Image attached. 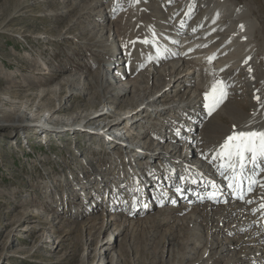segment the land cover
Wrapping results in <instances>:
<instances>
[{
    "label": "rangeland",
    "instance_id": "obj_1",
    "mask_svg": "<svg viewBox=\"0 0 264 264\" xmlns=\"http://www.w3.org/2000/svg\"><path fill=\"white\" fill-rule=\"evenodd\" d=\"M180 1H174L180 5L179 12L183 10L187 0ZM162 2L163 0L145 1L140 8H137L139 5L136 4V1L122 0L115 8L117 10L115 15L108 20H100L96 19L99 11L104 10V15L108 18L110 16L108 8L113 7L116 0H98L94 3H91L90 0H0V101H2V104L0 102V117H2V111L11 108L8 100L26 101L27 98L24 97L26 96L24 94L29 92L33 94L31 101L34 102L32 110L30 106L27 107L28 110L24 105L22 107L25 117L23 122L27 126L24 127V130L13 129L11 122H5V126L0 124V264H215L216 262V264H227L232 262L231 253L225 258L217 259L218 261L214 260L216 254L212 252L216 253L221 246L208 251V246L205 247V244L199 248H193V243H191L197 238H206L210 234L204 233L205 230L202 228L214 224L216 220H211H214L215 216H211V224L210 221L207 222L203 218V220H199L202 221V224L198 221L201 225L194 227L192 223L187 226L184 224L182 229L176 226L171 228L172 223L157 227L155 223L151 222L147 227L136 231L126 226L119 235H116L117 230H114L113 224L108 229L99 228L103 223H106V219L109 220V215L112 214L111 210H107V201L111 196V190L108 187L112 186V182L119 184L123 180L121 171H117L118 173L116 172L113 178L108 174L109 171H112L111 169L115 165L121 170L130 169L132 164L137 163L142 166H140L141 170H145V164L149 166V163H155L153 158L145 157L146 159L139 161L131 154H124L116 144L109 146L104 143L105 141L101 139L100 135H103L107 128L99 127L100 122H96L90 127L96 131L74 130L70 125H63L67 127H61L62 129H57V127L52 129L48 128L53 126L49 124L48 129L45 128L46 131L43 132L40 131L42 128L40 124L34 121V118L38 116L45 120L46 116L50 114V108H59L60 103L66 105L64 111L60 112L64 115L52 116L53 123L64 122L60 119L73 115L84 117L88 109L92 111L104 108V110H115L116 113L128 110L124 107L120 109L121 103L101 102V96L102 99L105 98L104 91L103 88L95 86V83L78 90L85 91L84 95H71L65 90L70 85L81 86L84 80H88L91 84L95 80L97 70H100L103 75L115 74L116 77H114L121 81L127 77L133 80L131 91L120 93L119 100L128 99L132 95L136 99L137 97H144L146 100L153 99L159 95L160 89L170 86L172 80L169 81L168 75L162 77L153 73L150 76H145L141 73L148 64H135L127 58L129 56L127 54L131 53L133 49L134 51L137 49L136 52L140 55L145 50L147 52L150 50L146 42L133 35L131 29L137 20L138 23L134 27V32L137 34L140 30L139 25L147 20L144 16L140 19L139 11H144L148 4L157 5ZM171 5L173 3L166 5V9ZM238 8L242 10L240 18L234 20L233 13ZM205 9H207L206 4H197L185 27L187 28L192 22H195L196 17H199ZM123 13L126 16L122 20L120 19L118 28L121 31L119 38L121 41L122 38L126 41L125 50L127 52L124 50V54L122 51L119 52V48L116 46L119 42L114 41L113 24L111 23L112 19ZM206 17L207 25L210 24V27H214L217 35L226 37V40L231 38L233 43L228 44L227 47H225L226 44L224 45L225 49L220 51L223 54L220 52L210 54L206 58L204 51L200 56L202 59L199 58L201 66L199 65L198 71L201 73L202 79L207 80L206 78H208L209 80L206 82L208 88L206 89L207 85L204 84L201 90L207 91L214 79L223 81L225 85L224 101L211 113V115L214 113V116L211 117L214 125L217 122L229 123L227 115L221 113L228 101L232 106L239 107L240 113H252V105L257 104V100L254 98L256 93L261 100H259L260 108L264 111V0L214 1L210 3ZM241 23L244 35L237 40L234 33L238 31V26ZM167 28L168 26L164 27L161 32H166ZM101 37V43L96 44L92 40ZM90 39L93 42H90ZM113 47L117 50L112 49ZM138 47H142V51ZM244 52L248 54L245 55ZM209 57H214L211 62L208 60ZM248 57H251L253 61L250 73L245 64ZM122 61L121 65L126 67L128 72L125 71V74L118 75V72L115 71L119 65L117 62ZM36 62L42 64L45 62V65H38ZM107 64L112 65L107 66ZM216 68L219 70L213 71ZM250 74L255 79L260 78L256 82L258 84L254 83L252 86L253 89L249 86ZM9 75L12 77L11 83L8 82ZM40 79L43 81L41 85L36 83V86L31 87L28 84L30 81L35 82ZM61 80L63 81L59 84L58 82ZM49 87L51 91L49 89L42 91V94H47L41 96L40 100L37 97L39 89L43 90ZM191 88V90L185 91V88L181 86L174 98L189 97L194 92V87ZM52 89H58V96L51 95L53 94ZM11 90L26 92L9 96L8 92ZM231 90V95L227 97ZM92 92L100 93L101 96L94 97L93 100L97 102L96 106L88 107L86 103ZM199 97L201 98L200 103L203 105L204 96L199 94ZM168 99L164 101L165 105H171V103H167ZM5 100L7 103L3 104ZM38 103H42V111L37 114L39 110L37 112L34 110ZM137 109L139 108H135V110ZM142 113H150V110H144ZM174 116L193 122L191 118L176 116L169 108L159 115L158 119L149 117L142 119L141 115H136V118H141L138 124H132L130 128L128 125H123L129 128L127 135L130 142L127 140V146L131 147V143L140 140V143L143 144L138 148L142 149L145 154H157L158 152L153 150L155 144L163 145L162 149H169V151L172 147L177 146L180 150H172L169 155L183 158L186 149L184 143H188L187 140L183 138L175 140L167 137H163L161 140L159 135L173 134L178 131L183 136L182 133L185 132L197 134L198 130L194 129L190 132L186 127L179 126L178 129V127L170 125L169 121ZM141 120L151 121L143 123ZM162 124H168L170 128ZM156 130L162 131V133H158ZM121 131H114L113 134H118ZM92 145H98L96 152ZM143 145L144 147H142ZM116 156L119 157L116 158ZM193 157L192 163L199 165L202 158L197 155ZM71 171L75 173L77 182L83 187L76 190V195L71 190L72 182L69 181ZM101 176L106 179L107 186L106 184L103 186V183L99 182L98 178ZM142 177L144 178V175ZM87 183L89 185L85 189ZM133 184L130 185L128 188L130 190L127 192L131 196L135 195L134 189L138 188ZM103 191H105L106 197H103ZM84 192H87L89 196L99 195L98 202L103 206L92 211L91 203L94 204L95 201L92 202V198H90L88 203V200L83 197ZM185 202L186 200L177 201L178 204L176 203L174 206H177L178 209H175L172 214L184 216L186 213L183 210H178ZM222 202L224 201H218V203ZM248 203L251 205V202ZM161 207H156L153 204L149 213L154 214ZM133 216L139 218L137 213ZM122 217L126 218L124 210L121 213ZM203 217L206 218L207 215ZM255 222L244 227L243 230L234 232L220 229L217 233L218 237L224 239L237 237L238 234L243 235L246 232L245 229L250 231L255 225H258V221ZM223 224L225 227L234 224L233 216L226 218ZM198 227L202 229L203 233L196 238L193 232H196ZM170 228L173 230L170 231ZM114 238L115 240H113ZM108 239L112 241L109 244L105 243ZM105 247L108 249L103 251ZM243 247L250 248L252 243L238 244L229 252H239ZM204 248H206L205 252L208 256L197 262V258ZM190 253H192V258L187 260ZM248 264L258 263L249 262Z\"/></svg>",
    "mask_w": 264,
    "mask_h": 264
},
{
    "label": "bare ground",
    "instance_id": "obj_2",
    "mask_svg": "<svg viewBox=\"0 0 264 264\" xmlns=\"http://www.w3.org/2000/svg\"><path fill=\"white\" fill-rule=\"evenodd\" d=\"M90 1L91 3H94V1H98V0H90ZM121 1L122 0H116L115 5L113 4L112 5L113 7L108 8V12L110 14L108 18L105 17L104 15L105 11L101 10L99 11L100 13L97 14L96 19L98 18L100 20L110 19V17L115 15V13L117 12L115 8L118 4L121 3ZM134 1H136V4L139 5L137 6V8L138 7L140 8L143 2L150 1V0H134ZM174 1H180V0H163L161 4L157 3V5H155L154 3H151L145 7L144 11H139L140 19L142 16H144L145 19L147 20L146 21L144 20L143 21L144 23L139 25L140 30L137 34H135L134 32V27L136 26L138 21L137 20L136 22L134 21L135 23L133 25V28L131 29V32L133 33V35H136L135 37L140 38L141 41L143 42L146 41V45L150 48V50H148V52L145 50V52H142L140 55L138 52H136L137 49L135 51L133 49L131 53L129 52L130 54L129 53L127 54L129 55L127 57L128 60L132 61V63H135V64L143 63L145 65L148 64L146 65L145 69L142 71L141 74H144L145 76H150L153 73H155V74H159L162 77L168 75L170 77L169 81L172 80V83L170 84V86L168 87L165 86L163 89H160L159 95H157L153 99L146 100L144 97L142 98L137 97L136 99L134 95H132V97L128 99L119 100L120 93L122 92L127 93L131 91L130 87L133 84V80H131L130 77H127L126 79L121 81L119 78H115L116 76L114 73H113L114 75H110V74L103 75L100 72V70L99 71L97 70L95 72V75H96L95 80L92 81L91 84L90 82H88V80L87 81L84 80L81 86L80 85L79 86L70 85L66 87L65 90L71 93V95L72 94L77 95V96H79L80 94L84 95L85 91L83 92V91H78V90L79 89L82 90L83 87H87L95 83V86L97 85L103 88L102 89L104 91L103 96L105 98L102 99V96L100 93L96 94L92 92L90 95V98L88 99L86 103L88 107L96 106L97 102H95L93 99L94 97L98 98L101 96L100 98L101 102L114 103V104L121 103L119 105L120 106L119 108L123 109L124 107L128 110L124 112L121 111L119 113H116L115 110H109V109L104 110V108L100 110L96 109L92 111L88 109V112L87 114H85L84 117H82V115H76V116L73 115L67 118L63 117V119H60V120H64V122L53 123L54 118L52 116L64 115V113L60 114V112L64 111V109L66 108V105L60 103L59 108H50V114H48L49 116H46L45 120H43L42 118H39L38 116L37 118H34V121L40 124V126L42 127L40 128V131H43V132L46 131V129L48 128L53 129L57 127L58 129L61 127L63 128L67 127L63 125H70L71 129H74V130L87 131V132H90V130L96 131V129H91L90 127L92 125H95L96 122L98 123L100 122L98 126L107 128L109 131L106 129L105 133L107 135H112L114 131L122 130V128H120L121 125H128V127L130 128L132 127V124H138L141 118H136V115H141L142 119L144 117L158 119V116L164 113L166 109L168 108L171 111H173V113L176 114V116H181L184 118L185 117L191 118L193 122H190L189 120H186V119H179L175 116L173 117L171 121L169 120L168 121L170 125L172 124L174 127H178V129H179V126L186 127V129H188L190 132L191 130L197 129L198 130V132H196L197 134L181 132L183 135L181 136L177 131V132H173V134L165 133V135H159V138L161 140L163 137L164 138L167 137L169 139H175V140H178V139L180 140L182 138L184 140H187L188 143L186 142L184 143L186 144V149L184 151L185 153L183 154L184 155L183 158L175 156V155H169V153H171L170 151L172 150H175V151L180 150L179 147L177 146L172 147V149L169 151V149L167 150L162 149L163 145L159 146L158 144H155V148H153V150L157 151L158 153L157 154H154V153L145 154L144 151L142 152V149L138 148V147H141V145L143 144V143H140V140H135V142L131 143L132 145L131 147L127 146V149L125 151L126 153L130 152V154L136 157V159L139 161L142 159H146L145 157L147 158L152 157L155 163H149V164H151V166L153 167L152 170L158 171L159 173L169 172L172 167L178 166L182 169L191 170L193 173L196 174V178L194 179L195 187L191 191V195H187V197L184 198L186 202L183 203L181 207H179V210H178V211L183 210L186 214H184V216H178V215L172 214V212L175 209H178L177 206H174L176 205L177 201H179L178 200L179 197L177 196V194H175L173 197H170V198L165 197L164 198L165 202L160 205L154 204L156 207H161V206L163 207L158 208L157 212H155L154 214L149 213L150 211L149 209L151 207L145 209L146 202L144 201V199L145 197L151 194L150 187H152V183L154 182V176H153L154 172H152L150 167L147 166L148 167L146 171L147 174H145L143 178L140 172L142 171L141 170L142 166L138 165V163L132 164L130 169H121V170L115 165L114 168L111 169L112 171H109L108 174L112 175V178H113L114 174H116L117 171L118 172L121 171L120 173H121L123 180L119 184L116 182H112V186L108 187L111 190V194H110L111 196L109 197L107 201V210L108 209L111 210L110 213L112 214L109 215L110 216L109 220L106 219V223H103V225H101L99 228L108 229L110 228V225L113 224L115 226L114 230H117L116 235H119L125 229L126 226H128L129 228L131 227V229H134L136 231L141 228L147 227L148 224L151 222L155 223L157 227L162 224L172 223L171 228L173 226H176V227H179V229H182V225L184 224H185L184 226H187L190 223H192L194 227H197L198 225L202 224V221H199V220H203L204 218L207 222H209L210 219H212L211 216L213 217L215 216V219L211 220V221L216 220L214 224L210 226L206 225L205 228H202L205 230L204 233H208V234L210 233L206 238L196 237V236L202 235L203 233L200 227L197 228L198 230L196 232L195 231L193 232V235L197 238L195 241L191 242L193 243V248H197V247L199 248L205 244V247L208 246V251H210L212 249L214 250L217 246H221L218 251L216 250L217 251L216 253L214 251L212 252L216 254L214 258L215 261L222 257L225 258L227 257V255L231 253L230 257L233 259L231 260L232 261L231 263L248 264L249 262H252V263H258V264H264V209L260 208V204L264 203V187H261V185H264V159H258L256 164H254L253 172L256 173L255 179L257 181V184L253 185L251 192L246 191V193L244 194V189H243V193H242L244 197L243 199L239 198V196L241 195V192L234 191L232 188L228 186V181L225 180L224 175L221 174V170L218 167L220 161L219 160L212 161V155L214 151L219 147V145L223 143V141L228 135L232 134L233 125L236 126L237 130H258V131L264 130V111L261 110L260 108L261 104H259V102L257 101V104L252 105V110H251L252 113H247V114L245 113L246 114L245 115L244 113H240L239 107L232 106L231 104H229V101H228L226 103L227 106L224 105V107L222 106L223 108L221 107L222 108L221 113L223 115H227L228 117L227 119L229 123L225 122L223 124V122L222 123L217 122L214 125V122L212 121V118H211L214 116V113L207 120L209 113L203 106L204 104L201 105L200 103L201 98L199 97V94L203 95L205 91H202L201 87L203 88V85L206 84L207 87L205 86V88L207 89L208 84L206 82L209 80L208 78H206L207 80L202 79L201 73L198 71L199 65L201 66L199 58H201L200 56L203 55L204 51L206 52L205 54L207 58L210 54H217L220 51L224 50L228 44L232 43L231 38L226 40V37H221L219 36L220 34L217 35L216 32L214 31V27H210L209 26L210 24L207 25L206 23V18H207L206 16H207L208 9L210 8V3L214 1H219V0H187L181 12H179L180 5H177L176 3H174ZM170 3H173V5H171L170 7L166 9V5ZM197 4L198 5L206 4L207 9H205L199 17H196L197 20L195 22H192L190 26L186 28L185 25L188 19L190 18V16L192 15V11ZM136 12L138 13V11ZM241 12H242L241 8L236 9L233 13V17H234L233 19L234 20L239 19ZM125 16H126L125 13H123L119 16H116L114 19L111 20V23L113 24L114 41L117 43L119 42L118 44L116 43L115 44L119 48V52L122 51L123 54L126 51L125 50L126 41L124 38H122V41L119 38L121 37V31L118 28V22L120 21V19L122 20V18ZM166 26H168L167 28L168 30H165L166 32L163 31L164 33H162L161 32L162 29ZM241 30H242V23L239 24L238 31H235L234 33V35L237 36V40L242 38V36L244 35L243 30L242 31ZM180 31H183V33H180ZM263 35H264V32H263ZM263 39H264V36H263ZM92 40L94 41V43L98 44L102 42L101 41L102 37L100 39L95 38ZM92 40L90 39V42H93ZM138 48H140V51H142L141 50L142 47H138ZM112 49L117 50V48L115 47H113ZM247 54L248 53H245V55ZM241 55H242V52H241ZM251 57H248L245 60L246 68L248 69L249 73L251 71L250 67L252 66V62H253ZM37 63L38 65H43V64L45 65V62L43 64L40 62H36V64ZM122 63L123 61L117 62V64L119 65H117V70L115 71L118 72V75L125 74V71H127L126 67L124 68L121 65ZM219 64H222V63H219ZM219 64H218V67H219ZM108 65H111V64H107V66ZM215 66L217 65L215 64ZM214 70H219V68L213 69V71ZM251 74L249 76V81H250L249 86H251V88L253 89L252 86L258 80H260V78L255 79ZM221 76H224V75H221ZM8 78H9L8 82L11 83L12 77H10L9 75ZM62 81L63 80L59 81L58 83L60 84ZM36 83H39L41 85L43 81H41L40 79L35 82H31V81L28 82V84H30L31 87L36 86ZM181 86L185 88V91L187 89L191 90L192 89L191 87H194L193 88L194 92L190 94L189 97L184 98V99L174 98L175 96H177V92L180 91ZM48 89L49 91H51L50 87L43 89V90L39 89V95H37V97L41 100L42 98L41 96H44L47 94V93L42 94V91H45ZM52 90H53V94L51 95L58 96L57 94L58 89H52ZM22 92L24 93L26 91H22ZM22 92L18 90H11L8 93L10 96V95H18ZM231 92L232 90L228 93L227 97L231 95ZM24 95H26L24 96L27 98L26 101L8 100L11 108L9 110L2 111L3 118L0 117L1 125L5 126L4 125L5 122L7 123L11 122L12 123L11 127H13V129L20 128V130L21 129L24 130V127H27L26 125H24V122H23L25 117L22 112V107L24 105L25 109L28 110L27 107L30 106L31 107L30 109L32 110V107L34 106V102L31 101L33 98V94L28 92V94H24ZM27 95L28 96L30 95V97H28ZM256 96H258L257 93H256ZM167 99H168L167 103H171V105H165L166 103L164 104V101H166ZM0 102L2 104V101ZM160 102H163V103L160 104ZM5 103H7L6 100L5 102L3 101V104ZM41 105L42 103L41 104L38 103V105L36 106V109L34 110L35 112L39 110L37 114L41 113L40 111H42ZM135 108H139V109L135 110ZM144 110H150V113L143 114L142 111ZM134 113H137V114H134ZM37 114H34V115H37ZM112 116L114 117L112 118ZM141 121L143 123L145 122L149 123L151 120H147V121L141 120ZM18 122H23V123L14 124ZM202 122H203V125H202ZM49 124L53 125L54 127L49 126L47 128ZM163 126L167 128L169 127L168 124L163 125ZM163 126H161V128H163ZM129 128H127L128 129L127 131H129ZM117 129H121V130H117ZM57 132H60V131H57ZM110 132L112 133L110 134ZM158 133H162V131H158ZM100 137L104 141V136L100 135ZM107 137L109 138V136ZM104 143H107L109 146L113 144L111 141H107V142L105 141ZM142 147H144V145ZM179 155L182 156L181 154ZM194 155H197L198 157L202 158V161L199 160L200 161L199 165L197 163H192L193 162L192 158H194L193 157ZM185 164L190 165L191 168L184 166ZM225 175H230V173H225ZM98 179H99V182L101 181L103 183V186L105 184L107 186L106 179L104 177L101 176ZM161 180H162L161 178H157V183H159ZM133 182L135 185H137L139 190L134 189L136 191L135 195L131 196V195H128L127 192L130 190L128 188L130 187V185L133 184ZM188 184L193 185L192 183H188ZM88 185H89L88 183L85 185V189L88 188ZM164 189L169 190V188L167 187H165ZM103 192H104L103 197H106L105 191ZM170 192L173 193V191L171 190ZM138 195L140 197H138ZM142 195L144 197H142ZM88 196H89L88 193L84 192L83 197L88 200L87 201L88 203L90 202V198H92L91 199L92 202L95 201L94 204L91 203L92 211L97 210L99 206H103L98 202L99 195L98 196L91 195L89 197ZM139 200L141 202H140V205L138 206ZM220 200L224 202L218 203V201ZM127 202L128 204L126 205ZM247 202H251V205H249V203L247 204ZM164 205H168V206L165 207ZM213 207L215 208L213 209ZM124 208H126V211L124 210ZM122 210L125 211L126 218L124 219L123 217L121 218ZM116 211H120V212H116ZM201 211H204V212H201ZM136 213L139 214V218L137 217L135 218L133 216ZM206 215H207L206 218L203 217ZM231 216H233L234 224H231L232 226L227 225V227H225V225L223 224V221L226 218L231 217ZM198 221L201 222V224H199ZM211 221L209 222L210 224H211ZM255 221H258V225H255V227L251 229L250 231H247V229H245L246 232H244L243 235L238 234L237 237H233V238L226 237L224 239H221L218 237L219 235L217 233L219 232L220 229H225V231L227 232L243 230L244 227H248L252 225ZM95 222L97 221L95 220ZM188 228L190 229L191 227H188ZM172 230L173 229H171L170 231ZM186 239L188 241V238ZM113 240H115V238ZM107 242L109 244L112 241L108 239L105 243ZM242 243H247V244L252 243V247L250 248L243 247L239 250V252L235 251V253L229 252L230 250H233L234 248H236L238 244H242ZM107 249L108 248L105 247L103 248V251H106ZM205 251H206V248H204L201 251L199 257L197 258L198 259L197 262L208 256ZM191 258H192V253L188 254L187 260ZM231 263L228 262L227 264H231Z\"/></svg>",
    "mask_w": 264,
    "mask_h": 264
},
{
    "label": "snow or ice",
    "instance_id": "obj_3",
    "mask_svg": "<svg viewBox=\"0 0 264 264\" xmlns=\"http://www.w3.org/2000/svg\"><path fill=\"white\" fill-rule=\"evenodd\" d=\"M212 59L213 57H209V62ZM203 96L204 107L211 115L226 96L223 81L214 79ZM254 98L259 102V96ZM258 159H264V130H237L235 125H233L232 134L225 138L212 155V161H220L218 167L225 180L228 181V186L241 193H243L242 181L245 179L243 170L247 163L256 164ZM225 173H230V175H225ZM247 181V191L251 192L257 181L252 176L247 177ZM239 198L243 199V194ZM260 208L264 209V203L260 204Z\"/></svg>",
    "mask_w": 264,
    "mask_h": 264
}]
</instances>
